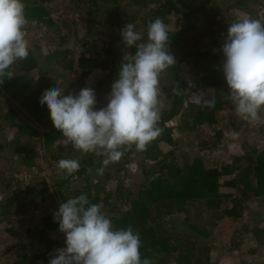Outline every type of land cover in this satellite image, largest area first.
<instances>
[{
    "label": "trees",
    "instance_id": "1",
    "mask_svg": "<svg viewBox=\"0 0 264 264\" xmlns=\"http://www.w3.org/2000/svg\"><path fill=\"white\" fill-rule=\"evenodd\" d=\"M51 1L24 0L30 54L10 69L15 77L5 78L0 84V151L8 144L12 152L21 156L26 168H34L37 173L51 168L53 175L50 176V184L42 177L38 188L31 183L14 188L11 197L5 199L3 206L0 205V210L3 209L0 215H8L16 202L25 211L34 204L31 211L54 196L61 204L86 193L90 203L103 205V211L116 229L131 226L134 232L139 233L142 259H150L152 264H210L209 247L198 236L210 234L189 223L188 217L184 216L187 203L205 202L212 210L221 204L225 206L228 201L223 198L229 196L222 189L227 187L235 189L239 197L249 198L250 194L264 197V148L259 150L255 144L241 141V153L232 155L229 163L214 167L211 163L218 161L211 159L210 153L220 143L223 132L220 128L210 134L203 127L217 126V116L228 99L229 89L222 71L223 54L220 51L227 26L241 13L252 16L248 7L260 10L259 5L264 4V0H209L198 11L182 7L177 0H74L76 11L88 14L82 27L92 28H89L93 32L90 39L84 38V32H74L77 18L71 11L65 9L63 13L67 11L66 14L70 13L74 18L61 15L55 21L52 14L60 15L62 11L59 13L52 8ZM183 1L196 8L204 0ZM210 11L219 13L221 18L215 19L212 14L203 20ZM231 11L237 14L233 15ZM79 13L75 12V15ZM171 14L177 15L174 23H169ZM198 14H204V18ZM157 17L162 18L169 28L170 51L177 61L160 76V87L164 93L161 97L164 107L159 120L162 135L146 151H137L133 146L119 162L104 167L103 157L63 144L62 134L54 128L49 110L47 106H41L39 98L45 90L56 85L65 88V95L69 93L67 87L76 89L75 83L68 80L71 78L75 82L69 73L76 71H80L78 83L84 87L87 85L83 77L99 72L93 88L108 95L112 83L118 78L119 64L124 55L121 30L127 23H133L146 39L147 23ZM200 29L205 31L199 34L192 32ZM131 51L134 54L135 50ZM53 77L63 81L55 84ZM209 89L210 95L205 94ZM209 99L214 100V107L206 106ZM99 108L96 104V109ZM232 109L235 110L234 107ZM31 123L36 126H31ZM37 127L43 130L36 133ZM175 130L193 138L188 146L194 148L196 143L198 155L190 160L183 157L180 161L176 154L179 143L173 139ZM11 132L12 138L8 139ZM34 135L36 140L32 138ZM38 144L43 150L39 160ZM163 146L169 150L163 152ZM61 158L79 160V171L70 176L64 172L61 174V171L57 173V162ZM133 161L141 162V169L147 168L141 173L146 176V184L142 185L136 199L129 198L131 193L125 192L124 182L119 177L124 171L123 166ZM101 167H104L103 174H98L97 169ZM221 177L227 180L220 185ZM115 180L117 182L113 186L111 183ZM29 195V200L21 201L23 196ZM231 200L233 203L225 206L222 215L217 218L213 215L215 219H241L242 209L235 205H245L238 198ZM118 206L121 212H116ZM175 216H181L180 224L167 229L161 220H173ZM58 228L53 215L48 214L36 231L38 245H43L45 250L29 258L20 254L19 261L11 264H49L50 254L59 247L63 248L60 239L65 241ZM10 234L16 235L17 232ZM184 236H189L190 240Z\"/></svg>",
    "mask_w": 264,
    "mask_h": 264
},
{
    "label": "clouds",
    "instance_id": "2",
    "mask_svg": "<svg viewBox=\"0 0 264 264\" xmlns=\"http://www.w3.org/2000/svg\"><path fill=\"white\" fill-rule=\"evenodd\" d=\"M25 9L24 0H0V84L15 77L10 69L30 54ZM120 34L125 50L106 106L96 109L97 96L90 86L65 95V88L56 85L39 98L63 144L103 157L104 167L119 162L133 146L146 151L162 135L160 76L177 63L162 18L148 21L146 39L133 23ZM220 51L236 115L249 125L264 123V19L244 15L228 24ZM214 104L212 99L206 102L208 107ZM231 135L238 139L240 133L233 129ZM80 167L77 159L57 162L58 170L69 176ZM53 217L65 236V247L50 254L49 264H152L141 258L139 233L131 226L116 229L103 205L90 203L86 193L62 202Z\"/></svg>",
    "mask_w": 264,
    "mask_h": 264
},
{
    "label": "rangeland",
    "instance_id": "3",
    "mask_svg": "<svg viewBox=\"0 0 264 264\" xmlns=\"http://www.w3.org/2000/svg\"><path fill=\"white\" fill-rule=\"evenodd\" d=\"M51 2L52 8H56L59 13L62 11V14L60 15L57 13L52 14V18L55 21L58 18H61V15L68 16L69 18L74 16L77 18L74 24L75 28H73L74 32H84L85 39L91 38L93 32H91L90 29L92 28H87L86 26L82 27V23L86 21L88 14L85 13L86 11L81 14L79 11L77 12L74 8V0H52ZM259 7L260 10H257V7H248V10L252 12V16L249 17L264 19V4H260ZM65 9H67V11H71L73 16L70 13L66 14L67 11L63 13ZM75 12L79 13V15L76 16ZM231 13H233V11H231ZM212 14H214V12L210 11L205 16L206 18L202 16L204 14H198V16L200 18L203 17V20H205L207 18L209 19ZM236 14L237 12L233 13V15ZM244 15L246 14H240V16ZM176 17L177 15L174 16V14H171L169 16V23H174ZM214 18H221V15L219 13H215ZM70 26H72V24H70ZM204 31V29H200L192 32L199 34ZM69 74L72 75L75 82H73L71 78H68V80L71 83H75L73 85L76 86V89L74 87L72 89L67 87L68 92L77 94L81 88H84L83 84L80 85L78 83L81 75L80 71L70 72ZM98 76H100L99 72H97L96 75L90 74L87 77H83V81L87 86L93 88L94 82L97 80ZM53 78L55 84L63 81V79L60 78ZM95 93L96 96H100L97 97V105H99L100 108L106 106L108 102L107 95L101 94L100 92L98 93L97 91H95ZM210 93L211 90L209 89L205 94L210 95ZM194 97H197V95H194ZM233 107L234 105L228 98L224 104L223 110L217 116L219 117L217 126H203L210 134L214 133V130H219L220 128L223 132L220 143L217 144L216 147H213L212 153H210V158L218 161V163L215 164L211 163L214 167L229 163L232 155L241 153L243 150L241 141L253 143L255 144L256 149L259 150L264 148V124H262V126L261 124H247L246 122L240 120V118L236 115L235 110L233 111ZM26 122L29 123L30 121L26 120ZM31 126L36 125L31 123ZM234 127L236 128L235 130L240 133L238 139L232 138L231 133ZM41 130L43 129L37 127L36 133ZM12 132L9 133L8 139L12 138ZM200 136L203 137L204 134H201ZM32 138L36 140L37 136L34 135ZM173 139L179 143L176 154L179 156L178 158L180 161L183 160V157L190 160L199 154L196 143L194 148H190L188 146L189 143L193 141V138H187L183 136L181 132L175 130L173 132ZM7 146L8 144H6L0 151V205L2 206L5 204V199L11 197L14 188H18L21 185L29 183L36 184L38 188L42 177H44L50 184V176L53 175L51 168H48V170L44 169L45 172L41 171L38 173L34 168H26L21 162V156L12 152V149ZM38 148L39 160L43 150L41 149L40 144H38ZM162 148L163 152L169 150V147L167 146H163ZM141 166V162L133 161L130 164L123 166L124 171L119 174V177L124 182L123 188L125 192L131 193L129 197L130 199H136L142 189V185L146 184V176L141 173L142 171L146 172L147 168L143 170L141 169ZM59 171L60 170H58L57 173ZM60 173L63 174L62 171ZM225 180L227 179L221 177L220 185L223 184ZM116 182L117 181L115 180V182H112L111 184L114 186ZM222 190L229 196V198H223L228 201L227 205L230 206L233 203L231 200L232 198H238L245 205V207L235 205L236 208L240 210L242 209L240 220H232L231 218H228L218 221L213 217V215H216V218L217 216L222 215V211L227 205L224 206L221 204V207L213 208L212 210L205 205V202L192 201L187 203L188 205L185 206L187 214L184 216L188 217L189 223H193L196 227L198 226L201 228L199 230H204L210 234L209 236H205L204 234L198 235L199 239L204 241L209 247L210 264H264V197H255L253 194H250L249 198L239 197L236 195L237 192L235 189L227 187ZM125 197L123 198L124 200ZM30 198V195L23 196L21 201H27ZM38 200L39 198L36 197V201ZM56 200H58V197L54 196L52 199H48L47 202L42 203L37 210L31 211L30 209L34 206V204H30L29 210L27 208V211H25L21 208V206L17 205L19 202H16L8 215H0V264H11L13 262H17L19 261L18 256L20 254L26 255L29 258L45 250L43 245H38L36 231L41 227L43 218H45L48 214L53 215L58 210L60 204ZM2 211L3 209L0 210V213ZM116 212H121V207L118 206ZM175 218L176 219L173 220L166 218L161 221L167 229H170L174 224H180L178 221L181 216H175ZM253 226H255V228H253ZM10 232H17V234L11 235ZM192 234L193 232L190 233V235ZM184 237L187 240H190L189 236ZM60 241L62 246L65 247V241L63 239H60ZM261 242L263 245H261ZM170 243H172V240ZM32 246H34L33 249Z\"/></svg>",
    "mask_w": 264,
    "mask_h": 264
},
{
    "label": "water",
    "instance_id": "4",
    "mask_svg": "<svg viewBox=\"0 0 264 264\" xmlns=\"http://www.w3.org/2000/svg\"><path fill=\"white\" fill-rule=\"evenodd\" d=\"M177 1L179 2V4H180L182 7L186 8V9H190V10H193V11H198L200 8H203V6H204L209 0H204V1H203L201 4H199L198 7H196V8H191V7H189L188 5H186V4L184 3L183 0H177Z\"/></svg>",
    "mask_w": 264,
    "mask_h": 264
}]
</instances>
